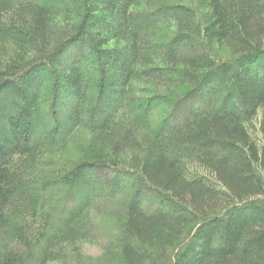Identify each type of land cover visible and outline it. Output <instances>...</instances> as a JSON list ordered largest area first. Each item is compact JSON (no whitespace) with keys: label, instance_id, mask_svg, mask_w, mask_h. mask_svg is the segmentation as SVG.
<instances>
[{"label":"trees","instance_id":"trees-1","mask_svg":"<svg viewBox=\"0 0 264 264\" xmlns=\"http://www.w3.org/2000/svg\"><path fill=\"white\" fill-rule=\"evenodd\" d=\"M0 264H264V0H0Z\"/></svg>","mask_w":264,"mask_h":264},{"label":"rangeland","instance_id":"rangeland-1","mask_svg":"<svg viewBox=\"0 0 264 264\" xmlns=\"http://www.w3.org/2000/svg\"><path fill=\"white\" fill-rule=\"evenodd\" d=\"M58 109H59V110H61V108H60V107H59ZM61 115H62V114H61Z\"/></svg>","mask_w":264,"mask_h":264}]
</instances>
